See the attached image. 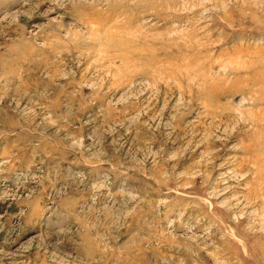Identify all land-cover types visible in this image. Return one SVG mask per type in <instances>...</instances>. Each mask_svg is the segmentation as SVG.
I'll return each instance as SVG.
<instances>
[{
  "label": "rangeland",
  "instance_id": "rangeland-1",
  "mask_svg": "<svg viewBox=\"0 0 264 264\" xmlns=\"http://www.w3.org/2000/svg\"><path fill=\"white\" fill-rule=\"evenodd\" d=\"M0 264H264V0H0Z\"/></svg>",
  "mask_w": 264,
  "mask_h": 264
}]
</instances>
